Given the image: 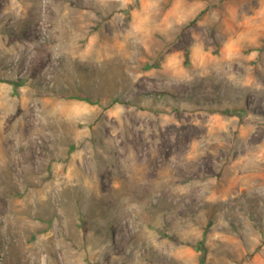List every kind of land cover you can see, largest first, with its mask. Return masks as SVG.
<instances>
[{
    "label": "rangeland",
    "instance_id": "1",
    "mask_svg": "<svg viewBox=\"0 0 264 264\" xmlns=\"http://www.w3.org/2000/svg\"><path fill=\"white\" fill-rule=\"evenodd\" d=\"M0 264H264V0H0Z\"/></svg>",
    "mask_w": 264,
    "mask_h": 264
},
{
    "label": "trees",
    "instance_id": "2",
    "mask_svg": "<svg viewBox=\"0 0 264 264\" xmlns=\"http://www.w3.org/2000/svg\"><path fill=\"white\" fill-rule=\"evenodd\" d=\"M203 11L200 12V14L202 13Z\"/></svg>",
    "mask_w": 264,
    "mask_h": 264
}]
</instances>
